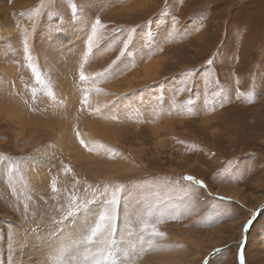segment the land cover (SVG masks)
<instances>
[{
	"label": "rangeland",
	"instance_id": "1",
	"mask_svg": "<svg viewBox=\"0 0 264 264\" xmlns=\"http://www.w3.org/2000/svg\"><path fill=\"white\" fill-rule=\"evenodd\" d=\"M242 240L264 264V0H0V264H240Z\"/></svg>",
	"mask_w": 264,
	"mask_h": 264
},
{
	"label": "snow or ice",
	"instance_id": "2",
	"mask_svg": "<svg viewBox=\"0 0 264 264\" xmlns=\"http://www.w3.org/2000/svg\"><path fill=\"white\" fill-rule=\"evenodd\" d=\"M97 27H103V25L100 24L99 19H97L95 24L92 26V36L88 38L89 51H91L92 40L96 35ZM121 31H123V29H121ZM133 32H134V29L132 31L128 32V39L124 40V42H123L124 48L121 49L122 54L127 49L128 44H129V42L133 36ZM25 48L27 50V45H25ZM29 59H30V57H29ZM212 64H213L212 59L207 61V65L211 66ZM79 75H80V79L82 81L86 79L85 73L82 69V66H81V71H80ZM191 75H192V73H189V76H191ZM36 78L38 81L40 80V76L38 73L36 75ZM185 87H187V84L185 85ZM86 102H87V98H85V100H84V103H86ZM76 135H77V137H79L80 133L77 132ZM80 143L82 145H84L85 147H87V145L85 144V141L83 139L80 140ZM89 150H91V149H89ZM9 171H11V168L9 169ZM184 179L187 181H193L196 185H198L202 188L207 187V185H205L202 180H195L194 177H192V176H185ZM53 187L55 188V184H53ZM122 187H123L122 185L117 187V189L111 193V199L110 200L105 201L103 199V197H101V200L104 202V204L106 206L104 207L103 213L99 215L98 222H96L95 227L91 230V234L87 237L89 242H93L98 234L104 235L106 233L109 237H113V239H108L106 241V243L109 245L113 244L114 237H115V231H116L117 211H118V206H119L120 201H121L120 191H121ZM217 199L224 200V199H227V197H217ZM86 206L87 205H84V206H82V208L86 207ZM79 209H81V208H78L76 211H78ZM257 215H258L257 213L253 212L251 218L248 219L247 222L244 224L245 233L247 232L248 228L251 226L252 222L256 219ZM239 260H240V264H245V254L243 251V240L241 241V251L239 254ZM94 264H99V261H94Z\"/></svg>",
	"mask_w": 264,
	"mask_h": 264
},
{
	"label": "bare ground",
	"instance_id": "3",
	"mask_svg": "<svg viewBox=\"0 0 264 264\" xmlns=\"http://www.w3.org/2000/svg\"><path fill=\"white\" fill-rule=\"evenodd\" d=\"M146 70V69H145ZM148 72V71H147ZM112 92V91H111ZM110 90L107 92V90L105 89V88H102V89H96V93L98 94H100L99 96H100V98H94V95H92V98L90 99V101H91V110L94 112V113H97L96 115H98L100 118L101 117H107L108 116V114L107 113H109L110 112V102L107 100V97H106V95H109L110 93ZM15 94V93H14ZM76 93H74V95H75ZM96 97V96H95ZM76 98H77V96H76ZM77 100V99H76ZM23 101H26V100H23ZM25 103V102H24ZM12 107H14V108H12V109H10V110H8V111H6L5 112V117H7V118H9V119H11V120H13V118H18V119H21V118H23V120H24V117H25V121L26 120H28V113L30 112V110H32V108L31 107H25V104H19V105H17L16 107L15 106H12ZM38 108V107H37ZM125 108V107H124ZM2 111V110H1ZM33 111V110H32ZM93 112H92V114H93ZM107 112V113H106ZM3 114H4V112H2ZM98 113H100V114H98ZM39 114H40V112H39V109H36L35 110V115L37 116V118H38V116H39ZM89 115V114H88ZM91 116V115H90ZM97 117V116H96ZM37 118L36 117H33V119L32 120H34V124L32 125V128H31V132H30V135L27 137V138H23V140L22 141H27L28 143H27V145L29 146V144H32L34 141H35V136H36V133L38 134V125H37ZM94 118V117H93ZM112 118V117H111ZM102 119H104V118H102ZM87 120V119H86ZM91 120H92V118H91ZM96 121V120H95ZM91 122V121H90ZM17 123V122H16ZM20 123V122H19ZM89 123V122H88ZM87 123V124H88ZM113 124V123H112ZM40 125V124H39ZM43 125V124H42ZM91 125V124H90ZM88 126V125H87ZM86 129V128H85ZM89 129V128H88ZM21 130V129H20ZM71 131V130H70ZM87 131V130H86ZM20 132V131H19ZM75 132V131H74ZM17 133V132H16ZM24 133V132H23ZM22 133V134H23ZM21 134V133H20ZM72 135V134H71ZM18 136V135H17ZM22 136V135H21ZM38 136V135H37ZM74 136V135H73ZM25 137V136H24ZM18 139V138H17ZM70 139V138H69ZM30 140V141H29ZM70 141H72V140H70ZM69 141V142H70ZM21 142V141H20ZM19 142V143H20ZM24 144V143H23ZM72 144V143H71ZM74 144V143H73ZM113 144V143H112ZM20 146H21V144H20ZM64 146V145H63ZM110 148L112 149V150H114V148H113V146L111 145L110 146ZM111 150V152H113ZM37 152V151H36ZM36 152H34V151H32L29 155H28V158H29V161L30 162H32L34 165H37L38 167H39V169L42 171H44L46 168H47V166H50L51 165V163H53L54 162V160L55 161H57L56 159H54V160H52V154L48 151V149L47 150H40V151H38L37 153ZM62 154V153H61ZM107 155V154H106ZM119 155V154H118ZM118 155H114V157L113 158H111V161H109L110 162V165L107 167V170L109 169V170H111V169H113L112 167H116L117 165H119V163H117L119 160L117 159L119 156ZM52 157V158H51ZM63 157V156H62ZM123 157V156H122ZM63 159V158H62ZM105 159V158H104ZM103 159V160H104ZM119 159H120V157H119ZM105 161V160H104ZM108 164V163H107ZM53 165V164H52ZM35 169V168H34ZM34 169H33V171H34ZM39 169H37V170H39ZM32 170V169H31ZM30 170V171H31ZM39 170V171H40ZM107 170L104 168V170H103V174L105 175V174H107ZM29 172V171H28ZM45 172V171H44ZM47 172V171H46ZM34 173H36V174H38L39 172H35L34 171ZM109 173V172H108ZM33 174V173H32ZM40 175V174H39ZM46 175V174H45ZM44 175V176H45ZM49 175V174H48ZM48 175L46 176V177H48ZM43 176V177H44ZM29 177V176H28ZM27 177V178H28ZM39 177V176H38ZM106 177V176H105ZM31 178V177H30ZM34 178H35V176H34ZM45 178V177H44ZM40 180H41V178H40ZM39 180V181H40ZM38 181V182H39ZM42 181V180H41ZM44 181H47V180H44ZM43 182V181H42ZM35 183V182H34ZM37 183V182H36ZM37 185V184H36ZM37 186H39V185H37ZM229 193V192H228ZM164 260H165V258H163Z\"/></svg>",
	"mask_w": 264,
	"mask_h": 264
}]
</instances>
